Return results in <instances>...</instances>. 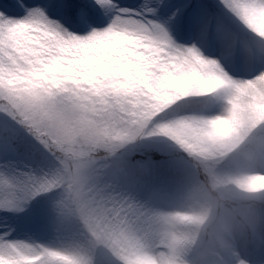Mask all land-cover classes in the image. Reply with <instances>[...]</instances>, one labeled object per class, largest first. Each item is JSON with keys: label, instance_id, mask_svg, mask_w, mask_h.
Returning <instances> with one entry per match:
<instances>
[{"label": "rangeland", "instance_id": "rangeland-1", "mask_svg": "<svg viewBox=\"0 0 264 264\" xmlns=\"http://www.w3.org/2000/svg\"><path fill=\"white\" fill-rule=\"evenodd\" d=\"M122 3L133 4L130 0ZM251 26L264 29V17L257 14ZM248 44L258 46L252 38ZM141 45L149 47L140 43L134 48ZM206 54L214 55L211 50ZM170 61L182 78L180 92L193 87L197 95H202L219 87L221 101L208 108H182L172 117L155 118L147 130V141L160 144L168 138L189 142L188 149L199 157L232 153L229 165L213 171L219 190L238 200L264 201V135L258 150L244 149L252 134L251 122L264 109V82L241 79L250 78L261 66L228 64L226 70L234 78L199 61L196 70L191 61ZM162 84L163 79L157 80V87ZM60 119L68 123V118ZM66 123H52L48 134L76 144L80 138ZM16 160V152L0 155V172L11 174L23 169ZM149 163L146 160L139 166L147 172ZM65 172L71 176L72 185L53 191L43 205L0 208V240L23 249L27 259L42 258L45 264H52L54 254H63L85 264H103L93 252L90 237L80 226L76 228L77 224L73 226V222L89 219L99 209L100 219L108 215L116 223H125L133 234L127 256L119 264H195L192 251L200 244L216 258L202 264H264V212L246 211L239 218L224 207L219 211L211 196L201 202L198 190L202 183L197 178L192 180V191L172 184L153 190L149 183L141 190L126 182L123 169H117L115 161L81 157L70 171L49 163L45 182L58 181ZM47 189H52L51 184ZM71 198L72 216L63 222L61 205ZM57 224L65 226L59 229Z\"/></svg>", "mask_w": 264, "mask_h": 264}, {"label": "snow or ice", "instance_id": "snow-or-ice-1", "mask_svg": "<svg viewBox=\"0 0 264 264\" xmlns=\"http://www.w3.org/2000/svg\"><path fill=\"white\" fill-rule=\"evenodd\" d=\"M218 5L224 17L213 14L207 0H134L129 6L122 0H0V155L20 151L27 136L49 156L45 113L75 118L114 103L128 86L118 81L148 61L129 52L113 58L110 45L139 56L134 45L142 43L149 52L163 49L166 60L191 61L193 70L199 61L229 76L228 64L260 63L241 79L264 82V29L251 26L257 14L264 17V0ZM41 184L32 172H0V191L19 196L23 190L25 203L41 194ZM7 206L20 203L9 200Z\"/></svg>", "mask_w": 264, "mask_h": 264}, {"label": "trees", "instance_id": "trees-1", "mask_svg": "<svg viewBox=\"0 0 264 264\" xmlns=\"http://www.w3.org/2000/svg\"><path fill=\"white\" fill-rule=\"evenodd\" d=\"M130 1L134 2V0ZM207 7L216 16H225L224 10L218 5V0H207ZM242 38L247 43L251 39L246 35ZM109 47L113 58L121 56L122 52H129L133 54L134 59H142L148 63L143 68L133 66L134 75L127 81L124 78L118 81L120 84L127 83L128 86L119 90V98L112 104L90 110L75 118H68L66 119L68 123L60 118L53 119L45 113L43 118L49 125L66 123L80 141L76 144H67L46 133L51 145L48 156L36 142L25 136L24 147L16 152L17 165L23 164L25 168L7 175L35 173L42 179L41 194L25 203L23 190L19 196L0 191V202L6 206L8 201L12 200L19 202L23 207H39L48 201L53 191L72 185L71 176L66 172L58 181L51 179L45 182L49 163L55 168L63 165L70 171L77 159L94 157L105 163L115 161L116 168L123 169L126 182L138 189H141L143 184L149 183L153 190H157V187L163 184H172L192 191V180L197 178L202 182L198 190L201 202H205L208 196H211L219 211L224 207L239 218L240 213L246 211L263 213L264 201L238 200L219 190L213 171L217 167L229 165L232 153L219 152L216 155L199 157L188 149L189 142L183 144L168 138L160 144L147 141V130L152 127L155 118L172 117L182 108L199 110L211 107L221 101V89L217 87L202 95H197L193 87L180 92L182 78L172 62L165 59L162 52H149L144 45H141L135 48L140 53L136 56L132 49L117 45ZM254 65L261 66L260 63ZM159 79H163L161 87L156 86ZM251 127L252 134L244 149L258 150L261 147L259 139L264 135V109L255 114ZM146 160L150 161L147 172L139 166L140 162ZM48 184H51L52 189H47ZM73 202L72 198L62 202L63 222L72 216ZM98 211L99 209H95L89 219H78L80 221L73 222V226L77 224L76 228L80 226L90 237L93 252L99 261L103 264L122 263L131 246L133 234L127 231L125 223L120 224V221L116 223L108 215H104L103 220L100 219ZM219 217L220 215L216 219ZM56 226L62 229L65 225L57 224ZM210 228L211 226H208V232ZM192 252L195 264L216 259L204 249L203 244ZM0 264L45 263L42 258L27 259L23 249L0 240ZM52 264H85V261L63 254H54Z\"/></svg>", "mask_w": 264, "mask_h": 264}]
</instances>
